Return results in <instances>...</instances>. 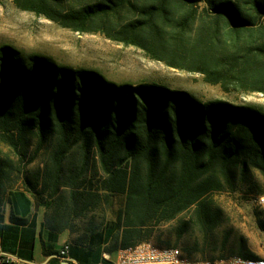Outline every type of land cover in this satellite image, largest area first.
<instances>
[{
  "label": "trees",
  "instance_id": "16d2710c",
  "mask_svg": "<svg viewBox=\"0 0 264 264\" xmlns=\"http://www.w3.org/2000/svg\"><path fill=\"white\" fill-rule=\"evenodd\" d=\"M13 1L62 28L99 33L170 68L201 74L224 92L264 95V0ZM30 137L38 150L53 145L43 191L51 190V198L61 188L72 191L49 206L52 238L68 230L80 205L90 210L116 195L125 197L116 220L89 238L122 249L161 243L163 226L174 221L178 237L191 226L208 234L218 223L214 194L235 189L237 177L252 190L261 189L258 178L264 183L263 107L201 101L156 83L118 84L3 45L0 141L9 153L0 149V191L12 175L20 178ZM75 151L83 168L65 170ZM90 160L96 189L84 187Z\"/></svg>",
  "mask_w": 264,
  "mask_h": 264
},
{
  "label": "rangeland",
  "instance_id": "374dc122",
  "mask_svg": "<svg viewBox=\"0 0 264 264\" xmlns=\"http://www.w3.org/2000/svg\"><path fill=\"white\" fill-rule=\"evenodd\" d=\"M8 45L28 54H39L54 62L72 68H85L102 74L106 79L118 84L141 82L182 90L201 101L217 99L235 104L256 105L264 108V95L259 93L224 92L219 85L205 81L204 76L166 66L148 57L142 50L108 40L99 33H78L62 28L44 16L19 9L13 0H0V47ZM52 144L38 150L37 139L30 137L27 158L22 164L20 178L14 174L0 191L3 204L8 196L20 189H29L42 194L46 215H50V204L58 196L71 198L70 189H60L54 198L51 190L43 191V174L50 164ZM0 149L9 153L8 147L0 141ZM13 157V154H11ZM16 159V158H15ZM17 162V159H16ZM65 170L80 171L82 159L77 151L64 163ZM95 162H89L85 189H96ZM260 188L264 183L260 178ZM79 182V181H77ZM12 184H14L13 188ZM235 189L216 193L211 198L213 208L218 213L216 228L205 234L191 226L189 232L178 237L176 229L179 221L163 226L162 242L150 241L160 248L175 247L192 260L218 261L234 257L259 259L264 257V207L254 203L256 197L264 194L261 189H251L242 184L238 177ZM2 195V196H1ZM125 197L116 195L102 197L97 208L83 210L80 205L66 222L74 239L84 241L106 224L115 221L117 213L124 205ZM189 249L185 252L184 249Z\"/></svg>",
  "mask_w": 264,
  "mask_h": 264
},
{
  "label": "crops",
  "instance_id": "0c3cea01",
  "mask_svg": "<svg viewBox=\"0 0 264 264\" xmlns=\"http://www.w3.org/2000/svg\"><path fill=\"white\" fill-rule=\"evenodd\" d=\"M51 235L46 208L29 189L13 191L0 207L1 250L16 259L9 264H112L123 250L106 239L76 240L68 230Z\"/></svg>",
  "mask_w": 264,
  "mask_h": 264
},
{
  "label": "built area",
  "instance_id": "2783aa9c",
  "mask_svg": "<svg viewBox=\"0 0 264 264\" xmlns=\"http://www.w3.org/2000/svg\"><path fill=\"white\" fill-rule=\"evenodd\" d=\"M254 203L259 207H264V194L256 197ZM15 260V257L2 252L0 243V263L9 264ZM112 264H264V257L261 261L241 257L218 261H197L189 259L179 248L166 247L163 251H156L153 243L142 242L134 247L120 250Z\"/></svg>",
  "mask_w": 264,
  "mask_h": 264
},
{
  "label": "bare ground",
  "instance_id": "6f19581e",
  "mask_svg": "<svg viewBox=\"0 0 264 264\" xmlns=\"http://www.w3.org/2000/svg\"><path fill=\"white\" fill-rule=\"evenodd\" d=\"M155 248H156V251H163L162 248H158L156 246H155ZM253 261H261V258H259V259H253Z\"/></svg>",
  "mask_w": 264,
  "mask_h": 264
}]
</instances>
